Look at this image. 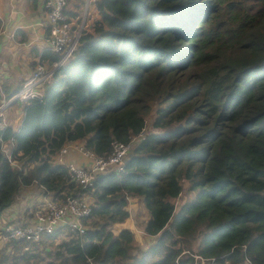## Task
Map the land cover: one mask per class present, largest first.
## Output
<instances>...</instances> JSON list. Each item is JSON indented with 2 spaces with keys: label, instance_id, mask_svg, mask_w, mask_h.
<instances>
[{
  "label": "trees",
  "instance_id": "trees-1",
  "mask_svg": "<svg viewBox=\"0 0 264 264\" xmlns=\"http://www.w3.org/2000/svg\"><path fill=\"white\" fill-rule=\"evenodd\" d=\"M96 8L92 32L42 96L7 105L20 108L17 127L0 119V214L37 183L53 196L88 193L87 228L53 250L58 233L8 239L0 264H264V0H96ZM35 53L49 65L59 59L47 47ZM140 135L123 170L87 189L54 160L70 142L104 156ZM181 181L195 195L174 213L169 198ZM134 197L147 213L143 231L158 235L146 248L129 228L112 229ZM200 226L211 232L194 250Z\"/></svg>",
  "mask_w": 264,
  "mask_h": 264
},
{
  "label": "built area",
  "instance_id": "built-area-1",
  "mask_svg": "<svg viewBox=\"0 0 264 264\" xmlns=\"http://www.w3.org/2000/svg\"><path fill=\"white\" fill-rule=\"evenodd\" d=\"M69 1L46 0L44 4V25L48 30L45 46L51 52L58 54L59 59L49 65L40 56L37 57L31 72L9 100L24 102L33 97H41L44 84L51 79L54 70L71 58L81 38L90 30L92 31L93 23L97 19L90 22V6H93L96 0H79L80 8L74 16L69 15L66 11ZM9 100H5V95L2 92V104L0 105L2 125L5 120L4 110L10 103ZM140 138H143V135L133 137L128 143L114 142L111 151L104 156H97L91 150L84 148L80 142L66 144L59 153L63 154L72 149L90 159L88 166H81L73 162L65 164L70 180L82 189H87L93 186L97 175L110 171H122L125 164L124 158L129 153L132 144ZM7 155L10 162L15 165L10 154L7 153ZM40 186L45 194L37 200L29 218L23 223L0 227V236L7 237V240L39 243L43 236L54 233L63 236L70 233L83 235L87 227L83 224L82 219L90 215L92 204L88 193H61L58 196H53L42 185ZM194 257L203 262V259L198 255H194Z\"/></svg>",
  "mask_w": 264,
  "mask_h": 264
},
{
  "label": "crops",
  "instance_id": "crops-1",
  "mask_svg": "<svg viewBox=\"0 0 264 264\" xmlns=\"http://www.w3.org/2000/svg\"><path fill=\"white\" fill-rule=\"evenodd\" d=\"M45 1L46 0H0V90L5 95V100H9L13 95L12 93L11 97L7 98V93H11L14 90L16 91L21 86L23 80L31 72L36 58L39 57V55H35V49L40 51L46 47V35L48 30L44 25ZM79 8V0H70L66 11L69 15L74 16V14L79 11ZM90 15L91 23L93 20L99 18L96 2L93 6H90ZM13 101L14 100H9L10 103ZM15 105L17 104L15 103L5 108L4 125L17 127L19 124L21 111L20 108ZM54 160L56 163L59 162L62 164H67L69 162L81 166H88L90 164L89 158L84 157L80 152L72 149H69L63 154L59 153ZM186 187L187 190H189L188 182L181 181L180 194L177 197L169 198V201L175 206L174 213L179 210L183 203H185L184 201L179 202V198ZM189 191L192 194L189 199L191 200L195 193L191 190ZM44 194L43 190L40 196H43ZM38 198L36 200H38ZM24 203L26 202L22 201L20 205H14V201L12 202L9 206V210L11 211L10 219L17 218L18 220L21 218L18 220V223H23L29 218L31 210L35 207L36 203L33 202L32 204H29V200H27L25 205H23ZM127 209L129 211V217L123 223H116V226H119L118 230L129 228L134 233V241L136 245L143 244L140 242L143 240L147 241L148 245L154 242L158 235L152 236L145 233L143 231V224L141 229L135 227L133 230V225L129 223V220L136 217L139 211L143 212L145 218L144 222L147 219V213L140 199L137 197L129 198ZM22 218L25 219L22 220ZM146 247L142 246V248Z\"/></svg>",
  "mask_w": 264,
  "mask_h": 264
},
{
  "label": "rangeland",
  "instance_id": "rangeland-1",
  "mask_svg": "<svg viewBox=\"0 0 264 264\" xmlns=\"http://www.w3.org/2000/svg\"><path fill=\"white\" fill-rule=\"evenodd\" d=\"M90 32H92L91 30H90ZM2 104V101H0V105ZM20 106H21V103H20ZM15 114H16V110H15ZM152 116L153 115H151L150 117H148L147 118V127H149L148 128V131L150 130V125H151V118H152ZM8 117H10V116H8ZM9 148H10V145H8V144H4L3 145V149L5 150V152L6 153H9ZM181 183V182H180ZM189 188V187H188ZM43 192V189H42V187L40 186V185H38L37 183H34V184H32L31 186H29V187H26V188H23L22 189V191H20V193L15 197V199H14V205H20L21 203H22V201H25L26 203H27V200H29V204H32L33 202L34 203H36L37 202V198L39 197H41L40 196V194ZM89 195V194H88ZM90 196V195H89ZM192 196V194H191V192L189 191V190H187V187L186 188H184V192H183V194L181 195V197L179 198V202L180 201H184V202H186V201H188L189 199H190V197ZM38 198V199H39ZM92 201V197L90 196V202ZM26 203H24L23 205H25ZM177 204V203H176ZM184 204V203H183ZM182 204V205H183ZM181 205V206H182ZM34 206V205H33ZM33 206H32V208H33ZM180 206V207H181ZM9 208L10 207H8L7 209H5L1 214H0V227H4V226H6V225H11V224H16V223H18V220H20V219H18L17 220V218H13V219H10V217H11V211L9 210ZM26 212H27V210H26ZM25 218H22V220H24ZM144 216H143V212L142 211H139L138 212V214H137V216L136 217H134V218H132L131 220H129L130 222V224L131 225H133L132 226V228H133V230H134V228L136 227V228H142V224H143V222H144ZM21 220V221H22ZM118 228H119V226H116V224L115 225H113L112 226V229H113V232L115 233V234H117L118 232H119V230H118ZM211 232V229H208V228H206V227H203V226H200L194 233H193V235L191 236V241H192V248L194 249V250H197L198 248H199V246H200V244H201V242H202V239H203V237L206 235V234H208V233H210ZM64 238H66L65 236H63V235H59V237H57V239H55L53 242H52V244H50V245H48L49 247V249L51 250H53L54 248H55V244H58L59 242H61ZM7 240V237H1L0 236V250L2 249V247L4 246V243H5V241ZM141 243H143V244H140V245H137V246H139V247H141L142 248V246H144V247H146L147 245H148V242L147 241H145V240H143V241H140ZM136 244V243H135ZM37 246V250H35L36 252H40V250H42L43 249V246L44 245H42V244H39V245H36ZM44 252L45 251H43V253L42 254H44Z\"/></svg>",
  "mask_w": 264,
  "mask_h": 264
},
{
  "label": "water",
  "instance_id": "water-1",
  "mask_svg": "<svg viewBox=\"0 0 264 264\" xmlns=\"http://www.w3.org/2000/svg\"><path fill=\"white\" fill-rule=\"evenodd\" d=\"M130 156H131V155L128 153L127 156L124 158V162H125V163L129 160Z\"/></svg>",
  "mask_w": 264,
  "mask_h": 264
}]
</instances>
